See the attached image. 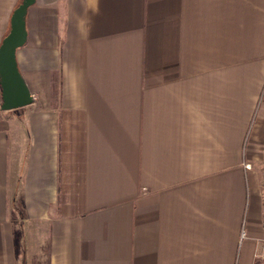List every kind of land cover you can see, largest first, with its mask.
I'll return each instance as SVG.
<instances>
[{"label":"crops","instance_id":"1","mask_svg":"<svg viewBox=\"0 0 264 264\" xmlns=\"http://www.w3.org/2000/svg\"><path fill=\"white\" fill-rule=\"evenodd\" d=\"M25 28L0 264H264V0H34Z\"/></svg>","mask_w":264,"mask_h":264},{"label":"water","instance_id":"2","mask_svg":"<svg viewBox=\"0 0 264 264\" xmlns=\"http://www.w3.org/2000/svg\"><path fill=\"white\" fill-rule=\"evenodd\" d=\"M34 0H21L13 10L9 30L0 43L1 110L12 111L32 104L16 63V51L26 42L25 17Z\"/></svg>","mask_w":264,"mask_h":264},{"label":"built area","instance_id":"3","mask_svg":"<svg viewBox=\"0 0 264 264\" xmlns=\"http://www.w3.org/2000/svg\"><path fill=\"white\" fill-rule=\"evenodd\" d=\"M241 236L243 237L244 236V232L242 231V233H241Z\"/></svg>","mask_w":264,"mask_h":264}]
</instances>
